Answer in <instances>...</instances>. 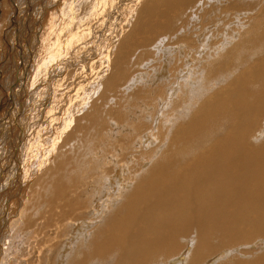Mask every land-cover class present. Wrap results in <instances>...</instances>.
Wrapping results in <instances>:
<instances>
[{"label": "bare ground", "instance_id": "obj_1", "mask_svg": "<svg viewBox=\"0 0 264 264\" xmlns=\"http://www.w3.org/2000/svg\"><path fill=\"white\" fill-rule=\"evenodd\" d=\"M115 1L117 0H79L77 8L76 4L71 7L75 12L67 8L68 17L65 15L67 19L63 21L57 37L51 36L50 39V32L55 31L54 23L48 39L42 38L37 42L41 47L42 41L43 46L46 45L42 58L40 57L44 70L42 72L46 76V64L55 57L53 51L56 50V56L60 58L58 52L66 47L68 49V53L64 50L69 56L60 62L63 70H59V75L68 72V66L73 70L69 74L67 86H64L65 82L62 84L66 90L62 95L78 99H73L66 111L85 113L88 106H91V109L89 107L88 120L86 119L85 123L84 116L83 121L77 117L79 119L75 118L72 127L74 118L67 115V121L51 139L46 153L37 160L35 170L38 173L43 167H47L49 162L52 164L54 155H57L58 163L54 157L57 165L54 162L55 168L50 169L56 175L50 173L52 176L48 175L45 180L44 174L46 171L48 174V169L43 171L41 178L44 180L41 179L40 183L38 181L40 185L36 183L39 186L38 196L34 195L37 201H33V205L29 203L31 208L27 206L28 209L22 208L18 212L21 222L14 233L24 236L16 246L10 242L13 233L10 236L11 228L7 227L8 223L0 225V256L11 251L16 255L17 261L10 263L28 264L30 258L28 260L25 257L29 253L28 246L33 242L30 241L29 244L27 238L34 232L32 237L35 238V244L50 240L49 244H43L45 249L39 245L38 253L41 255L37 254V264L43 255L51 254L58 258L60 253L62 255L60 250L68 249V246V264L102 261L109 258L110 254H117L114 264H164L172 254L181 249L179 239L189 241L190 258L187 264H202V259L209 257L218 246L225 248L222 249V259L227 261H221L219 258L220 262H216L217 264H264V244L258 252L248 249L252 240L264 237V0H119L127 1V8L129 7L125 10L128 11L126 19L122 18L125 26L121 31L127 25L130 27L125 34L121 32L122 37L120 31L118 32L121 39H117V44L114 45V35L110 37L104 50L100 39L104 33V22L111 14L104 13L102 17L101 15L107 5H116ZM37 2L38 0H19L14 4L18 11V17H15L17 21H8L12 23L13 30L19 29L17 25L22 21V14L26 24L31 23L37 28L36 32L48 30L43 20L48 12L52 13L55 1L40 6L42 10L37 8ZM0 4L4 7V11L1 9L3 7H0V13H4L0 21V47L4 42L10 49L14 46L9 44L13 33L11 28L4 30V22L8 11L15 9L13 7L12 10L7 0H1ZM17 4L19 5L16 6ZM56 12L58 14V11ZM48 19L52 20L50 15ZM20 31L17 32L20 34ZM115 32L116 30L112 34ZM62 34L66 35L67 41L63 39L65 36ZM15 37L12 39L15 40ZM160 37L163 38V45L167 46L166 50H162V53H166V74L157 76L158 80H147L148 74L142 71V66H146L145 62L152 59L155 63L151 64L152 66L149 64L151 68L148 71H155L156 61L161 58H156L153 45ZM33 38L35 43L37 37ZM77 42L80 45L75 46ZM174 45H179L180 50H174ZM73 46L75 47L72 49ZM32 52L31 46L30 55H27L30 57L29 64L27 62L23 65L24 69L27 67V80L20 84L21 94L25 92L27 81L30 79L31 86V80H34L32 76L35 63ZM64 53L63 55L66 54ZM160 56L161 53L158 57ZM6 57L9 55L0 56V61L3 62L5 58L9 63L6 65L5 62L4 66H0L3 77H0V83L2 90L11 91L13 82L23 75V69L17 64L19 76L14 74L15 66L11 65L12 60ZM36 75L33 77L37 79ZM7 78H11V81H7ZM125 79L126 83H122ZM52 81L56 80L52 78ZM219 84L222 86L219 87ZM204 88H209L210 93L205 99L198 101ZM12 95L15 97V93ZM6 98H9V95ZM194 99L197 101L193 102ZM106 103L111 104L109 108H105L108 106ZM193 104H196V108L190 120L184 123L181 120L183 112ZM72 105L74 111L70 108ZM52 107L51 109H54ZM25 114L26 112L22 113V116L26 117ZM106 119L110 121H105ZM50 120L53 121L51 118ZM81 122L84 124L80 125ZM168 122L173 123L171 127L166 126ZM222 123L224 131L216 135V129H219ZM0 127L2 128V124ZM206 132L213 138L208 145L203 146L204 141L201 139ZM64 135L67 136L66 139ZM155 139L159 141L158 146L151 148V152L145 149V158L149 159L159 152V147L162 150L152 159L153 163L148 160L152 163L149 162L150 167L144 169L141 175L134 170L137 175H129L132 180L128 179L126 172L123 182H120L125 173L123 170L126 169L122 172L121 167L127 166L125 162L121 166L124 160V155L120 158L121 153H124L125 157L134 156L135 141L138 144V140L153 144ZM77 141L82 144H79L81 150L84 148L82 151L77 148L78 143L73 144ZM69 142L74 148L68 149V145L66 149L70 150V153L76 149L72 161L70 153L68 157H65L68 153L63 154L65 149L59 151V148L65 147ZM59 143L62 146L57 147ZM192 143L199 146L196 154H190L188 150ZM140 145L146 147V144ZM139 151H142L141 148ZM172 151H177L178 156L172 161L170 158L167 160ZM141 157L143 158V154ZM106 161L108 167L110 166L108 172L112 173L111 170L114 169L110 175L102 169L103 163L106 167ZM132 161L137 164L141 160ZM132 161L128 162L131 163L128 164L129 172L131 167L138 166ZM144 161L147 163L142 160ZM176 163L183 164L182 167V164L180 165L181 169L170 170L175 168L173 166ZM41 182L45 184L44 189H41ZM128 185L130 187L127 188ZM104 190L111 192L106 193ZM34 204L44 207H41L44 209V215L37 212L38 215L35 212L36 215H28L29 209L32 212V208L38 206ZM39 215L47 216L43 219L48 218V221L45 220L48 222L46 226L50 227L48 231L56 228L55 233H50L52 238L43 240L39 237L38 233L43 231L41 229L44 225V220ZM35 218L38 219L39 226L32 229L31 226L36 225ZM67 220H72L70 228L65 227ZM56 237L64 239L54 243ZM7 243L10 250L5 252ZM24 244L27 247L25 251ZM240 246L243 250L240 251L244 253L241 257L236 255L235 251ZM170 262L178 263L175 260Z\"/></svg>", "mask_w": 264, "mask_h": 264}, {"label": "rangeland", "instance_id": "obj_2", "mask_svg": "<svg viewBox=\"0 0 264 264\" xmlns=\"http://www.w3.org/2000/svg\"><path fill=\"white\" fill-rule=\"evenodd\" d=\"M12 1H14V2H12ZM12 1H10V0H7V2H8V4H9V6L12 8V10H13V7H14V9L15 10H13V11H11V10H9L8 11V15H7V19L5 20V22H4V30H8V29H10L11 28V30H12V35H11V37L9 38V44H11L10 46H13V47H11L10 49H8V47H7V44H5L4 42L2 43V45H1V47H0V56H4V55H9V59L8 60H12L11 61V65H14L15 67H14V69H15V71H14V69H13V72H14V74H19L18 73V71H17V64H18V66L20 65L21 66V68L23 69V72L21 73V74H23V75H21V76H19V79H16L15 80V82H13V86H12V90L14 91V92H12V90L10 91V90H7V89H4V90H2V83H0V118H1V120H0V123L2 124V128L0 127V130H2V131H0V188H2L1 190H0V215L2 214L3 215V217H2V215L0 216V225H3V224H7V227L10 229V236L12 235V233H13V239H12V241H10L11 242V244H15L14 246H16V244L19 242V241H21V238L24 236V234H16V233H14L15 232V230H17L18 228V225H19V223L21 222L20 220V218H18V212L20 211V210H22V208H26V209H28V207H30L31 208V206H28V205H30L29 203H31V205H33L32 203H34L35 202V200L37 199V197H35L36 196V194H37V196H38V187L39 186H37V184L36 183H38V181H39V183H40V180L42 179V180H44L43 178H41V177H43V176H41L42 175V173L44 174V172L48 169V174H47V171H46V173L44 174V178H46L45 180H47V178L49 177V176H52V175H50V173H52L53 174V172L50 170L51 168H55L54 166H56L57 165V163H58V159L56 158V156L57 155H54V157L56 158V161H57V163L54 161V157H53V159H52V164L49 162L48 163V166L47 167H43V169L40 171V172H38L37 173V171L35 170V168H36V165H37V160H39L40 158H41V156H42V154H44V153H46V151H47V148L50 146V143H51V139L54 137V135L56 136V133H59V130L63 127L62 125H64V122L65 121H67V119H66V117H67V115L68 116H72V118H74V121H73V123H72V125H71V127L74 125V123H75V121H76V119H79V118H81V119H79L80 121L82 120V118H83V116H84V123H85V121H86V119L88 118V111H90V109H91V106H88L87 107V110L85 111V113L83 112L82 113V111H80V113L78 112V113H70V112H68V111H66V109L69 107V104L73 101V99L74 100H77L78 99V97H76V98H72V97H67L66 98V96L64 97L63 95V93H64V91H66L65 90V87L64 86H67V84H68V82H69V80L68 79H70V73L72 72V67H70V66H68V72H66L65 71V73H62L61 75H59V73H60V71L61 70H63V67H61V65H60V62H62V60H64V59H66L68 56H67V53H68V49H67V47L66 46H64V47H66V48H63V50L62 51H59L58 53L61 55L60 56V58H59V56H56V50H54L53 52H55V53H53V54H55V57H58V58H53V59H51V62L49 63H47L46 64V66H47V68H48V71H47V74H48V76H46V75H43V72L42 71H44V70H42L43 69V66L41 65V59H40V57L42 58V53L44 52V49H46V45L44 44V46H43V41H42V47H41V45L39 44V43H37L38 42V40L39 39H41L42 40V38L43 39H48V35H49V32L52 30V26L54 25V23H55V25H56V27H55V31L53 30L52 32H50V39H51V36L52 37H57L58 36V34L61 32L60 31V28L62 27L61 25H63L64 24V22L63 21H65L66 19H67V15H68V12L66 11L67 10V8L69 7V9H71V7H73V6H75V4H76V6H75V8H77V4H78V2H79V0H54L55 2V6L53 7V10H52V13H51V11L50 12H48V14L46 15V18H45V20H43V24H44V26L46 25L47 26V31L46 32H42V31H37L36 32V27H34V25H31V23H25V20H24V14H22V21H21V23H20V25H17V28L19 27V29H17V30H13L14 28L12 27V23H10V22H8L9 20H12V21H15L16 20V18L18 17V11H16V9H17V7H15V5L14 4H16L18 1L16 0H12ZM22 1V0H21ZM49 1H51V2H53V0H46V1H42V0H38V2H37V4H38V6H37V8L38 9H41L42 10V8L40 7V6H42L43 4H46L47 5V3H49ZM67 1H68V3H67ZM118 1V2H117ZM117 1H115V3H116V5H113V7L112 6H110V4H109V6L107 5V7H106V9H105V11L103 12V14L101 15V17L102 16H104L106 13H110L111 14V16H110V18L109 19H107V20H105V24H104V33L102 34V36H101V39H100V41L102 40V43L105 45H103L102 44V48L104 49V50H106L105 48H107V46H108V43H109V38L110 37H112L113 35V40H114V45L115 44H117L116 42L118 41V40H120L121 39V37H122V33L121 32H124V34H125V32H126V30H128L129 29V25H127L126 27H124V28H126V29H124L123 28V30L121 31V29H122V27L123 26H125V21H122V18H123V20H124V18L126 19V16H127V12L128 11H125L126 9L128 10V8H127V6L128 5H126V2L127 1H119V0H117ZM0 2H1V0H0ZM41 2V3H40ZM50 2V3H51ZM64 2V3H63ZM66 2V3H65ZM40 3V4H39ZM2 4V3H1ZM0 4V7L2 6L3 7V5H1ZM61 4H62V6H61ZM81 4V3H80ZM121 4H123L124 5V7H123V5H120ZM19 4H17L16 6H18ZM119 5V6H118ZM66 6V7H65ZM115 6V7H114ZM83 7V6H82ZM109 7H111V8H109ZM10 8V9H11ZM116 8V9H115ZM135 9L137 8V6L136 7H134ZM3 11H4V7L3 8H1ZM0 9V10H1ZM22 9H23V7H22ZM59 9V10H58ZM108 9V10H107ZM119 11H118V10ZM73 9H71V11H72ZM107 10V11H106ZM115 10V11H114ZM16 11V12H15ZM56 11H58V14H56L57 12ZM66 11V12H65ZM76 10L74 9L72 12H75ZM1 12V11H0ZM12 12H14V13H17L16 15H14V14H11ZM61 12H63V13H65V14H63V13H61ZM115 12V13H114ZM135 12V11H134ZM32 13H34V11H32ZM105 13V14H104ZM114 13V14H113ZM119 13H121V14H119ZM126 13V14H125ZM2 13H0V21H1V19H2V17H3V14L1 15ZM63 14V15H62ZM118 14V15H117ZM13 15V16H12ZM49 15H50V17L52 18V20H53V23H51V19H48L49 18ZM61 15H62V17H61ZM65 15L67 16V17H65ZM2 16V17H1ZM17 16V17H16ZM48 16V17H47ZM16 17V18H15ZM64 18V19H63ZM15 19V20H14ZM47 19V20H46ZM62 19V20H61ZM134 19V16L132 17V20ZM79 20V19H78ZM132 20H131V22H132ZM17 21V20H16ZM24 21V22H23ZM61 21V22H60ZM77 21V20H76ZM121 21H122V23H121ZM47 23V24H46ZM91 23H93V22H91ZM17 24H18V22H17ZM116 26V27H115ZM118 26V27H117ZM119 28V29H118ZM20 31V34L22 33V35H20L19 34V32H17V31ZM114 30H116V32L114 33V34H112V32L114 31ZM125 30V31H124ZM5 31V32H6ZM15 31L17 32V33H15ZM106 31V32H105ZM120 31V33H121V35H120V33H118ZM80 32H81V30H80ZM118 33V34H117ZM15 34H17V35H15ZM65 34V33H64ZM64 34H62V36H65V37H63V39L64 40H66L67 41V38H66V35H64ZM110 34V35H109ZM4 35V34H3ZM121 37H120V36ZM13 36H16L15 37V40L14 39H12V37ZM37 37V39H36V41H35V43L33 42V37ZM106 37V38H105ZM33 38V39H32ZM21 39V40H20ZM81 39V38H80ZM118 39V40H117ZM159 39H160V41H159ZM158 39V41L156 42L155 41V44L153 45L155 48H154V51H155V53H156V55H157V59H159V58H161L160 60H157L156 61V63H157V65H156V68L157 69H159V70H157L156 68H155V71L157 72H155L153 69L152 70H150V71H148L151 67L149 66V64L151 65H153V63H155L154 61H152V59H151V61L150 60H148L147 62H145L147 65L145 66V64L142 66L143 67V69H142V71L143 72H145L146 74H148L147 75V80H158V77H160V76H165V74H166V68H165V58H166V53L164 52V53H162V50L164 51V50H166L167 49V46H166V44L165 45H163L164 43L163 42H161L162 40H163V38L161 39V37ZM108 40V41H107ZM116 40V41H115ZM25 42V43H24ZM119 42V41H118ZM37 43V45H35ZM65 43L66 42H64V45H65ZM157 44V45H156ZM78 45H80V44H78V42L77 43H75V46H78ZM29 46H30V48H29ZM31 46H32V49H33V52L32 53H34V55H33V60H34V63H35V65L33 66V68H35V70H34V74H33V76H35L36 75V73H38V75H36V77H37V79H39V80H37L36 78H34L33 76H32V79H34L33 81L31 80V82H33V83H31V86L29 85L30 84V79L27 81V86L24 88V90H25V92H23V94H25V95H23V94H21L20 93V91H21V82L23 83V81L26 79L27 80V75H26V73H27V67H25V69L23 68V65H25V63H27V64H29V58L30 57H28L27 55L29 54V52H31ZM72 46V45H71ZM75 46H73L72 47V49L75 47ZM163 46V47H162ZM3 47V48H2ZM34 47V48H33ZM175 49L174 50H180V48L181 47H179V45H174L173 46ZM93 48V50H94V47H92ZM12 49V50H11ZM38 49V50H37ZM9 50H10V52H9ZM67 52H65V51ZM69 50H70V48H69ZM27 51V52H26ZM29 51V52H28ZM38 51V52H37ZM66 54H65V53ZM63 53L65 54V55H63ZM160 53H161V56L160 57H158L159 55H160ZM52 54V55H53ZM30 55V54H29ZM23 56V57H22ZM162 56H165V57H162ZM52 57V56H51ZM64 57V58H63ZM23 58V59H22ZM26 60V62H25V60ZM53 60L55 61V62H53ZM17 61V62H16ZM57 61H58V63H57ZM164 61V62H163ZM5 62H6V65L7 64H9L8 63V61L7 60H5V58H4V61L2 62V61H0V66H4V64H5ZM15 62H16V64H15ZM21 62V63H20ZM55 64H53V63ZM71 62V61H70ZM96 62V61H95ZM97 64V66H99V63L98 62H96ZM161 63H162V65H161ZM159 64H160V67H159ZM49 65V66H48ZM54 65V66H53ZM151 65V66H152ZM52 66H53V68H52ZM80 66V65H79ZM149 66V67H148ZM36 67H37V69H36ZM100 67H101V65H100ZM141 67V68H142ZM52 68V69H51ZM75 68V67H74ZM145 68H147V69H145ZM162 68H163V70H162ZM18 69H19V67H18ZM41 69V70H40ZM38 70H39V72H38ZM60 70V71H59ZM93 70V69H92ZM20 71V70H19ZM80 70L78 69V72H79ZM96 71V69H94V72ZM161 71V72H160ZM49 72V73H48ZM51 72V73H50ZM155 72V73H154ZM164 72V73H163ZM1 74H0V77L1 78H3L2 77V72H0ZM6 73V72H5ZM55 73V74H54ZM57 73V74H56ZM152 73V74H151ZM42 75V76H39V75ZM156 74V75H155ZM161 74V75H160ZM63 75V76H62ZM65 75V76H64ZM67 75V76H66ZM154 77H153V76ZM54 76V77H53ZM158 76V77H157ZM15 77V76H14ZM44 77L46 78V79H44ZM62 77V78H61ZM65 79H64V78ZM128 77L129 76H127V80H128ZM0 78V79H1ZM51 78V79H50ZM52 78H54V81L56 80L57 81V79H58V81L56 82V84H55V82H53L52 81ZM59 78H61V79H59ZM7 81H11V78L10 79H6ZM51 80V81H50ZM71 80H72V78H71ZM126 79L125 80H123L122 81V83H126V81H127ZM1 82V81H0ZM65 82V84H64V86H62V84ZM10 83V82H9ZM54 83V84H53ZM21 84V85H20ZM20 85V86H19ZM42 85V86H41ZM53 85H54V89H53ZM122 85V84H121ZM209 85V84H208ZM207 85V86H208ZM220 85V86H219ZM218 86L219 87H221L222 86V84H219ZM6 87H7V85H6ZM63 87V89H61ZM215 87V86H214ZM217 87V86H216ZM60 88V89H59ZM209 88H204L203 90H202V92L201 91H199V92H201V99H199L198 101H202L203 99H205V96L207 97L208 96V93H210L209 92V90H208ZM50 90V91H49ZM59 90V91H58ZM4 91H5V94H4ZM56 91V92H55ZM17 92V93H16ZM60 92H62V93H60ZM8 93V94H7ZM15 93V97L12 95V94H14ZM121 93H123V91H121ZM16 94H19V95H16ZM31 94V95H30ZM33 94V95H32ZM63 94V95H62ZM6 95V96H5ZM9 95V98H6L7 96ZM10 95H11V97H10ZM49 95V96H48ZM55 95V96H54ZM27 96H28V98H27ZM3 97V98H2ZM12 97H13V99H12ZM19 97V98H18ZM62 97H64V98H62ZM21 98V99H20ZM61 98V99H60ZM116 98V97H115ZM114 98V99H115ZM7 99V100H6ZM10 99V100H9ZM24 101H23V100ZM26 99V100H25ZM64 99H66V100H64ZM68 99V100H67ZM15 102H14V101ZM21 100V101H20ZM37 100V101H36ZM56 100V101H55ZM63 101V102H61V101ZM20 101V102H19ZM48 101V102H47ZM52 101V102H51ZM54 101H55V103H54ZM59 101H60V103H59ZM64 101H65V103H64ZM107 101V100H106ZM197 100L196 99H194V101L193 102H196ZM23 102H26V103H23ZM32 102V103H31ZM76 102V101H75ZM108 102V101H107ZM54 103V104H53ZM62 103V104H61ZM112 103H114V102H112ZM7 104V105H6ZM24 104V105H23ZM29 104H30V106H29ZM32 104H34L33 106H32ZM43 106H42V105ZM56 104V105H55ZM107 104V103H106ZM66 105V106H65ZM108 106H106L105 108H109L110 107V105L111 104H107ZM192 105V104H191ZM195 105L196 104H193V106H189V107H187L188 109H186L184 112H183V116L181 117V120L184 122V123H187L189 120H190V117H191V115H192V113L194 112V109L196 108L195 107ZM19 106V107H18ZM24 106V107H23ZM36 106V107H35ZM45 106V107H44ZM51 106H53L52 108H54V109H51ZM27 107V108H26ZM89 107H90V109H89ZM20 108V109H19ZM22 108H24V109H22ZM28 108H29V110H28ZM34 108V109H33ZM39 108V109H38ZM58 108V109H57ZM70 108L74 111V106L72 105V106H70ZM19 109V110H18ZM25 109H26V111H25ZM52 111H51V110ZM22 110H23V112H22ZM54 110V111H53ZM64 110H65V112H64ZM39 111V112H38ZM24 112H26V114L25 115H27L26 117H23L22 116V113H24ZM47 112V113H46ZM87 112V113H86ZM15 113V114H14ZM69 113V114H68ZM8 114V115H7ZM12 114V115H11ZM48 114V115H47ZM72 114H74V115H72ZM76 114V115H75ZM79 114V115H78ZM84 114V115H83ZM86 115V116H85ZM13 116H14V118H13ZM22 116V117H21ZM60 117V118H59ZM77 117H79V118H77ZM50 118L51 119H53V121L52 120H50ZM58 118V119H57ZM65 118V119H64ZM76 118V119H75ZM3 119V120H2ZM13 119V120H12ZM15 119V120H14ZM25 119V120H24ZM109 119H111V118H109ZM5 120V121H4ZM21 120V121H20ZM82 120V121H83ZM88 120V119H87ZM59 121V122H58ZM78 121V120H77ZM80 121H78V123L80 122ZM105 121H110V120H108V119H106ZM15 122V123H14ZM84 123H80V125H82V124H84ZM0 124V125H1ZM94 124V123H93ZM172 124L173 123H171V124H169V122L168 123H166V126L167 127H171L172 126ZM171 125V126H170ZM223 125V126H222ZM165 126V129L167 128ZM15 127V128H14ZM224 127V124L222 123L220 126H219V129L217 128L216 130H217V133H216V135L219 133V134H222L223 133V128ZM210 128V127H209ZM13 129H15V130H13ZM21 129V130H20ZM222 129V130H221ZM10 130V131H9ZM20 130V131H19ZM69 130H71V128L69 129ZM174 131V129L172 130V132ZM9 132V133H8ZM69 132V131H68ZM66 135V134H65ZM63 136L65 139L67 138V136ZM198 136H201L200 134H197ZM10 137V138H9ZM213 138V136H211V135H208V133L206 132L205 133V135L202 137V139L201 140H203L204 141V145L203 146H205V145H208L209 143H210V140ZM65 139H63V141L65 140ZM19 141V143H17ZM62 141V143H64ZM141 141V142H140ZM138 140L137 142H139V144L138 143H136V141H135V144H133V146H134V148H133V153H134V156L133 155H129V157H125V154L123 153H121V155H122V157L120 156V158H123V155H124V160L121 162V166L124 164V162L126 163L125 164V166L127 165L128 166V164L130 165L131 163H128V162H130V161H132V160H136L137 162H139L138 160L140 159L141 161L139 162V163H137V164H135L133 161H132V163H134L135 165H138V166H136V167H131V172H129L130 170V166H128V169H127V166L126 167H124V165L121 167V171L124 169V168H126V169H124L123 171H125V173L123 174V173H121V177H122V180L120 181V182H123V180H124V178H125V175H126V172H128L127 174V176H128V179L130 178L131 180H132V178L131 177H129V175H137L136 173H140L139 175H141L142 173H143V170L145 169V170H147L150 166L149 165H151L153 162H154V160H152V159H155L156 158V156H157V154H159V152L162 150V148H161V150H160V147H159V152H157L155 155H153L151 158H145V156H144V152H145V149L146 150H148V151H152L156 146H158V139L156 140L155 139V142L153 143V144H150V143H144V142H142V140ZM7 142H9V143H7ZM157 142V143H156ZM77 144L78 143V141L77 142H73V144ZM140 143H142V144H146V147H145V145H140ZM15 144H17V146L15 145ZM71 144V145H70ZM71 142H69L68 144H66V146L65 147H61V148H59V151L60 152H62V151H64V149H65V151L63 152V154H65V152L66 153H68V154H66V156L65 157H68V156H70V154H71V156L72 155H74L75 153H73V152H75V150L76 149H74V151H72L73 150V145ZM75 144V145H76ZM79 144L80 143H78L77 145V148L78 149H80L81 150V147L79 146ZM163 144V143H162ZM13 145H14V147H13ZM59 145H61V143H59L58 145H57V147L59 146ZM69 145V147H68V149H72L71 150V153L68 151V149H66L67 148V146ZM80 145H82V144H80ZM2 146V147H1ZM38 146V147H37ZM62 146V145H61ZM136 146H137V150H136ZM145 148H144V147ZM60 147V146H59ZM70 147H73V148H70ZM169 147V146H168ZM1 148H3V149H1ZM7 148H8V151H7ZM141 148V152L139 151V149ZM151 148H153V149H151ZM199 148V146H196L194 143H192L191 145H190V148L188 149L189 150V152H190V154H196L197 153V149ZM17 149V150H16ZM62 149V150H61ZM77 149V150H78ZM84 148H82V150H83ZM171 150L173 149L172 147L170 148ZM194 149V150H193ZM14 150H16V151H14ZM67 150V151H66ZM81 150V151H82ZM136 150V151H135ZM79 151V150H78ZM78 151L76 152V153H78ZM15 152H16V154H15ZM139 154H138V153ZM143 152V153H142ZM8 153V154H7ZM56 153V152H55ZM70 153V154H69ZM137 153V154H136ZM63 154H62V156H63ZM142 154H143V158L141 157L142 156ZM175 154V155H174ZM178 154L179 153H177V151L176 152H174L173 153V151L172 152H170V154H169V156H168V158H167V160L170 158V160L172 161V160H174V159H176V157L178 156ZM15 155V156H14ZM85 155H84V153H83V156L82 157H84ZM155 156V157H154ZM174 156V157H173ZM21 157V158H20ZM64 157V156H63ZM134 157H136V158H134ZM19 158H20V161H19ZM73 158V156L71 157V161L73 160L72 159ZM126 158H128V159H126ZM172 158V159H171ZM77 159V158H76ZM131 159V160H130ZM32 160V161H31ZM142 160H146L147 161V163L144 161V162H142ZM148 160H150V161H148ZM28 162V163H27ZM56 163V165H55V163ZM149 162L151 163V164H149ZM167 162V161H166ZM21 163V164H20ZM144 165H143V164ZM50 164L52 165L51 167H50ZM182 163H176L173 167H175V168H170V170H174V171H179L180 169H181V167L183 166V164L181 165ZM9 165V166H8ZM54 165V166H53ZM110 165V164H109ZM133 165V164H132ZM134 165V166H135ZM146 165H147V167H146ZM180 165H181V167H180ZM21 168H20V167ZM25 167L24 169L22 168V167ZM105 165H104V163H103V165H102V169L104 168L105 169V171H107V174L108 175H110V174H112L113 173V171H114V169L113 170H111L112 171V173L110 172H108V168L110 167H108V164H107V161H106V167H104ZM180 167V168H179ZM63 168H64V166H63ZM139 168V169H138ZM179 170H178V169ZM23 169V170H22ZM103 169V170H104ZM49 170H50V172H49ZM129 170V171H128ZM136 171V173H135V171ZM21 171V172H20ZM44 171V172H43ZM122 171V172H123ZM16 172V173H15ZM61 172V171H60ZM4 173V174H3ZM19 173V174H18ZM130 173V174H129ZM135 173V174H134ZM26 175V176H25ZM32 175H34V176H36V177H31ZM49 175V176H48ZM53 175H56V174H53ZM60 175V174H59ZM113 175H115V174H113ZM13 176V177H12ZM15 176V177H14ZM127 176H126V179H127ZM21 177V178H20ZM25 177V178H24ZM7 178H8V180H7ZM115 179V178H114ZM128 179L126 180L127 182H128ZM34 180H36V181H34ZM5 181V182H4ZM13 181V182H12ZM4 182V184H2ZM7 182V183H6ZM9 182V183H8ZM12 182V183H11ZM46 181H44V183H45ZM38 183V184H39ZM42 183V188L41 189H44L43 188V186L45 185L43 182H41ZM9 184V185H8ZM12 185V186H11ZM40 185V184H39ZM107 185V184H106ZM114 185H116V182H115V184ZM12 187V188H11ZM31 187V188H30ZM128 187H130L129 185L127 186V188ZM35 188V189H34ZM32 189V191L31 192H33V194L30 192V190ZM6 190H7V192H8V194H6ZM123 190H124V188H123ZM104 191H106V193H108V191H110V190H104ZM111 192V191H110ZM4 193V194H3ZM16 194V195H15ZM4 195V196H3ZM33 196V197H31L32 198V200H30L31 198H30V196ZM35 195V196H34ZM6 196V197H5ZM3 197V198H2ZM11 197V198H10ZM34 201V202H33ZM37 201V200H36ZM28 202V203H27ZM5 204V205H4ZM35 206L36 205H38L37 207H35V208H32V209H34V210H31L32 212H30V209H29V213H28V215L29 214H35L36 212L38 213V214H43L44 215V212L42 211V210H44V209H42V208H44L43 206H41L40 207V205L39 204H34ZM111 205H113V204H111ZM28 206V207H27ZM10 207H11V209H10ZM34 207V206H33ZM38 208V209H37ZM39 208H41L40 210H39ZM13 209V211L11 212V210ZM35 209H37V211L35 210ZM10 210V211H9ZM16 210V211H15ZM15 212H16V214H15ZM35 212V213H34ZM36 213V214H37ZM35 214V215H36ZM37 214V215H38ZM41 215H39V217L41 216ZM15 216V217H14ZM17 216V217H16ZM46 216V215H45ZM45 216H41L40 218H42L43 219V217L45 218ZM47 217V216H46ZM48 218H46V219H43L44 220V225H43V228L41 229V230H43L41 233H38V235H39V237L40 238H42L43 240H46V239H49V238H52V235L50 234V233H55V230H56V228L55 229H53L52 230V228H51V230L49 229V231H51V232H49L48 231V228H50L49 227V225L48 226H46L47 225V220ZM4 220H6V221H4ZM35 220H36V218H35ZM45 220H47V221H45ZM38 221V219L36 220V222ZM2 222V223H1ZM34 223V224H36V225H34V226H31V228L33 227H36V226H39V221H38V223ZM46 222V223H45ZM18 223V224H17ZM65 223L67 224V226H65L66 228H70V225L72 224V220H67V221H65ZM15 224V225H14ZM38 224V225H37ZM42 226V225H41ZM46 226V228L45 229H47V230H45L44 229V227ZM2 227V226H1ZM7 227H5L4 229H6L7 230ZM32 228V229H33ZM77 228V227H76ZM3 229V230H4ZM29 230V229H28ZM44 230H45V232H44ZM33 230H31V232H32ZM49 233H48V232ZM43 233V234H42ZM32 234H35L34 232H32L31 233V237H28L27 239H28V242H29V244H30V241H32L33 242V244H30L28 247H29V253L28 254H26V255H24V257L25 258H28V260H29V258H30V260L28 261V264L30 263V262H32L31 264H35L34 262H36V260H37V254L38 255H41V253H38L39 252V245H40V247H42V248H46V247H44L45 245H43L44 243L45 244H49V242H50V240H47L46 242H44V243H41L40 242V244L38 243V244H35V238L34 237H32ZM50 236H49V235ZM59 238V239H58ZM262 238H264L263 236H261V237H258V238H256L255 240H252L251 242H250V244H251V246L248 248V249H250L252 252H258L259 250H260V248H261V246L264 244V239H262ZM30 239V240H29ZM62 239H64V237H56L55 238V240L56 241H53L54 243L55 242H58V241H60V240H62ZM262 239V240H261ZM7 241H9V240H11V238L9 237V240H8V238L6 239ZM255 243H254V242ZM68 242L71 244V242L68 240ZM179 242L181 243V249L179 250V252H177V253H175V254H172L171 256H170V258L167 260V261H165V263L164 264H174V263H172V262H170V261H172V260H175V262H178V263H176V264H187V262H188V260H189V258H190V255L188 256V254H189V250H188V247L190 246L189 245V241H187V242H184V241H180V239H179ZM248 241H246V243H247ZM253 242V243H252ZM257 242V243H256ZM187 246H186V245ZM210 244V243H209ZM72 245V244H71ZM205 246H207L206 245V243H205ZM24 247H26V245L24 244ZM186 247V248H185ZM69 248H70V246H68V249H65V250H60V252H62V255H61V253H60V256H58V258H54L53 257V255H51V254H48V255H43V257L41 258V260L39 261V264H68V258L70 257L69 256V254H67L68 252H69ZM27 249V247L26 248H24V251ZM31 249V250H30ZM217 249V250H216ZM216 249H214L213 251H212V256L211 255H209V257H206V258H204V259H202V264H213V262H215V264H217L216 262H220V259L219 258H221V261H227V260H224V259H222V258H224V256H223V254H222V251L224 252V250H222V249H225V248H220L219 246L216 248ZM6 250H10V248L8 247V243L7 244H5V252H6ZM219 250V251H218ZM241 246L240 247H238V250L236 249L235 251H237V254L236 255H238V256H240L241 257V254H242V256H244V253H242L241 251H243V250H241ZM50 249H49V252L48 253H50ZM215 251V252H214ZM10 253H8V252H6L4 255H1L0 256V264H12V263H10V261H13V260H15V261H17L16 260V255L14 254V253H12L11 251H9ZM240 252V253H239ZM8 253V254H7ZM26 252H23V254H25ZM35 253V254H34ZM236 253V252H235ZM66 254H67V256H66ZM222 254V255H221ZM219 255H220V257H219ZM227 255V254H226ZM4 256V257H3ZM65 256H66V261H64V258H65ZM206 256V255H205ZM23 257V258H24ZM61 257H63V259H61ZM226 258L225 259H227V256H225ZM5 258V259H4ZM7 258V259H6ZM114 258H117V254H114L113 256L110 254V257L109 258H106V259H104V260H102V261H97V262H89V261H87L85 264H114L115 263V259ZM2 259V260H1ZM183 261H182V260ZM207 259V260H206ZM9 261V262H8ZM205 261H206V263H205ZM170 262V263H169ZM184 262V263H183ZM212 262V263H211ZM16 264V263H15ZM24 264H27V263H25L24 262ZM36 264H37V262H36ZM230 264V263H229ZM231 264H233V263H231Z\"/></svg>", "mask_w": 264, "mask_h": 264}]
</instances>
